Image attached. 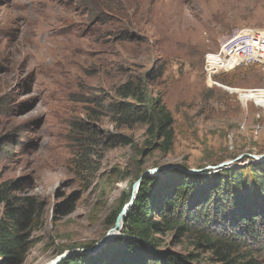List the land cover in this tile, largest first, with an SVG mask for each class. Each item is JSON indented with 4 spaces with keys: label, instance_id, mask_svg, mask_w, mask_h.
I'll return each mask as SVG.
<instances>
[{
    "label": "rangeland",
    "instance_id": "374dc122",
    "mask_svg": "<svg viewBox=\"0 0 264 264\" xmlns=\"http://www.w3.org/2000/svg\"><path fill=\"white\" fill-rule=\"evenodd\" d=\"M242 31H264V0H0V184L16 188L6 202H28L33 213L19 264H59L126 240L123 225L105 227V220L144 177L172 169L214 177L264 163V60L236 61L209 79L204 72L205 57ZM124 83L142 102L118 93ZM153 100L171 119L166 153L155 147L161 140L148 116L120 125L106 111ZM80 132L87 140L77 139ZM234 193L233 213L264 215V195ZM225 219L213 217L206 233L264 264V242ZM155 238L161 253L209 264L193 239Z\"/></svg>",
    "mask_w": 264,
    "mask_h": 264
},
{
    "label": "trees",
    "instance_id": "16d2710c",
    "mask_svg": "<svg viewBox=\"0 0 264 264\" xmlns=\"http://www.w3.org/2000/svg\"><path fill=\"white\" fill-rule=\"evenodd\" d=\"M242 71L240 76L247 74V67L242 68ZM117 91L122 97H128L131 94L136 97V102H142L137 88L132 89L128 83L119 86ZM155 101H151L148 108L139 104L133 108L129 104L118 103L115 106H107L106 111L111 121L120 125L144 123L148 116L152 122V128L155 129L154 137L161 140L155 147L160 152L166 153L172 141L171 119L168 112ZM75 131L79 134L78 129ZM84 136L83 132H80L77 139L85 138ZM115 144L126 145L122 140ZM82 146H86V142H83ZM79 156L80 154L77 153L76 157ZM208 173L205 171L201 176L189 177L181 171L172 169L158 178L144 177L122 220V233L127 239L112 242L94 256L80 253L69 254L59 264L198 263L191 255L161 253L158 248L162 242L155 236L165 233L171 235L174 244H177L181 237L193 239L194 250L200 248L209 253V264H254L246 252L239 251L236 242L229 241L224 236L206 233L205 230L213 217L217 216L224 222L228 214L232 220L230 226L241 223L244 225L246 234L253 241L264 242V229L261 227V221L258 220L261 216L264 222V215L241 214L239 208L232 212L236 205V202L232 201L234 191L238 192L241 189L254 200L256 193L263 197L264 163L220 170L214 177L212 173ZM15 189L13 183L0 184V264H19L28 245L27 237L33 216V213L29 211V203L22 202L23 200L10 203L5 200L6 193ZM230 189L234 190L233 195ZM124 195H120L123 196L120 206L105 220V227L114 224L123 204L129 200V190ZM63 206L64 208L58 212L61 216L67 213L66 204ZM70 251L72 249H68V252Z\"/></svg>",
    "mask_w": 264,
    "mask_h": 264
},
{
    "label": "bare ground",
    "instance_id": "6f19581e",
    "mask_svg": "<svg viewBox=\"0 0 264 264\" xmlns=\"http://www.w3.org/2000/svg\"><path fill=\"white\" fill-rule=\"evenodd\" d=\"M235 42H236V36L230 38L228 42L223 47H221L217 55H207L205 57V66L208 69H212L213 64H219L217 70L219 69L222 70L224 67H227V64H222L221 55L223 53H230V50L234 49ZM263 43H264L263 39L259 37V45H263ZM241 47L257 48V39H255L253 35H248V36L242 35L241 36ZM236 61H237V64H240V63L259 62L261 60L256 59V56H247V58L244 59V52H241L240 50H233V58L231 60V64L235 65ZM56 260L54 259L51 262L48 261L47 264H52V263L54 264L55 262H57Z\"/></svg>",
    "mask_w": 264,
    "mask_h": 264
},
{
    "label": "built area",
    "instance_id": "2783aa9c",
    "mask_svg": "<svg viewBox=\"0 0 264 264\" xmlns=\"http://www.w3.org/2000/svg\"><path fill=\"white\" fill-rule=\"evenodd\" d=\"M242 35H253L254 38L257 39V48L241 47ZM259 36H264V31H242L241 34H236V42L234 43L233 50L244 52V59L247 58V56H256V59L264 60V45H259ZM233 50H230V53H223L221 55L222 64H227V71L232 69L231 60L233 58ZM218 66L219 64H213L211 71H204L207 79L217 72Z\"/></svg>",
    "mask_w": 264,
    "mask_h": 264
},
{
    "label": "water",
    "instance_id": "95a60500",
    "mask_svg": "<svg viewBox=\"0 0 264 264\" xmlns=\"http://www.w3.org/2000/svg\"><path fill=\"white\" fill-rule=\"evenodd\" d=\"M161 168H158V169H155L154 171H158V170H160ZM154 171H150V172H154ZM145 174L146 173H144L141 177H143V176H145ZM138 183L137 184H134L133 186H132V189H131V195H130V200H129V202L126 204V205H124L123 207H122V209L120 210V212L118 213V215H117V217H116V220H115V225H114V228H119V227H121V225H122V220H123V218H124V216H125V214H126V212H127V209L129 208V206L131 205V203H132V201H133V199L135 198V196H136V191H137V188H138ZM122 228V227H121ZM65 254H67V253H65ZM71 254H73V253H71ZM69 255V254H68ZM68 255H66L65 257H67ZM64 257V258H65ZM62 258V257H61ZM64 258H62V259H64ZM61 259V260H62ZM53 264V263H52Z\"/></svg>",
    "mask_w": 264,
    "mask_h": 264
}]
</instances>
